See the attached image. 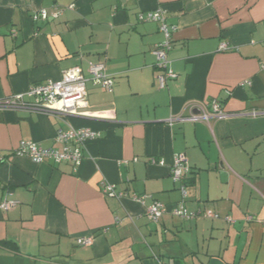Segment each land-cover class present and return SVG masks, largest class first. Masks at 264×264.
<instances>
[{"label":"crops","instance_id":"crops-1","mask_svg":"<svg viewBox=\"0 0 264 264\" xmlns=\"http://www.w3.org/2000/svg\"><path fill=\"white\" fill-rule=\"evenodd\" d=\"M51 8L62 14L32 20ZM156 9L172 28L177 76L162 90L151 52L164 37L138 20ZM262 63L264 0H0V100L90 64L113 80L110 93L86 84L79 116L0 110V202L19 203L0 209V243L15 248L0 245V264H264ZM212 100L227 118L168 124L192 104L210 113ZM68 126L99 134L76 170L12 155L23 141L60 150L54 137ZM179 154L191 168L185 210L217 218L171 214L182 201L169 176ZM153 201L167 210L156 223L144 215ZM85 236L91 245L77 246Z\"/></svg>","mask_w":264,"mask_h":264},{"label":"built area","instance_id":"built-area-1","mask_svg":"<svg viewBox=\"0 0 264 264\" xmlns=\"http://www.w3.org/2000/svg\"><path fill=\"white\" fill-rule=\"evenodd\" d=\"M62 14V9H39L33 16V21L54 20ZM138 20L141 22H155L159 25V31L162 33L164 40L155 45L152 50V55L155 58L156 69L162 71L161 75L156 77L158 88H165L166 81L176 79V74L169 68L167 53L170 50V33L172 28L166 24L164 12L161 9L146 12L138 15ZM220 50H226L224 43L220 44ZM264 70V63L260 65ZM91 82L92 85L98 86L108 93L112 92L113 80L106 74L105 67L102 64H90L87 73L84 75L79 67H74L64 71L58 81H45L40 84L30 85L26 92L0 100V110H23L26 112L43 113L56 118L66 116H79L78 109L81 108L86 100V84ZM250 85V82L242 83ZM211 109L210 113L205 110L201 104H192L191 112L187 117L178 116L169 119L168 124L174 122H209L210 119H225L228 115L223 111L222 104L219 100L209 102ZM251 116L263 115V113L252 112ZM99 138L97 132L88 129H74L68 126L66 130H59L54 141L61 145L60 150L43 148L33 142H20L18 147L12 152V155L19 157H27L34 164H41L46 161H51L54 164H68L76 170L83 159V150L86 143L95 141ZM163 165V162H159ZM191 168L185 159L184 155L179 154L173 158V163L169 170V176L173 183L178 184V190L181 194L182 201L171 210L173 216L182 219H192L196 217L217 218V215L211 213H188L183 205V201L187 196L184 184V177L188 175ZM101 192L107 197L120 199L121 194L114 191V186L111 184H102ZM147 196H137L133 200L143 204ZM19 203L17 201H2L0 209L3 212H8L15 208ZM167 213L165 206L153 201L145 207L144 215L151 221L156 223L164 214ZM227 222H232L229 217L224 218ZM248 217L247 220H251ZM119 220L116 219L115 223ZM92 243V237L85 236L76 239L77 246H89Z\"/></svg>","mask_w":264,"mask_h":264},{"label":"trees","instance_id":"trees-1","mask_svg":"<svg viewBox=\"0 0 264 264\" xmlns=\"http://www.w3.org/2000/svg\"><path fill=\"white\" fill-rule=\"evenodd\" d=\"M220 103H222V102H220ZM0 245L3 246V247H6V248H8V249H10L12 251L15 250L14 245L9 243V242H2V243H0Z\"/></svg>","mask_w":264,"mask_h":264}]
</instances>
